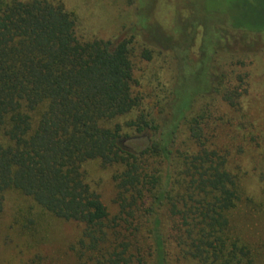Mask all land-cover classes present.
<instances>
[{
    "label": "trees",
    "instance_id": "1",
    "mask_svg": "<svg viewBox=\"0 0 264 264\" xmlns=\"http://www.w3.org/2000/svg\"><path fill=\"white\" fill-rule=\"evenodd\" d=\"M234 1L246 23L184 18L177 35L155 3L151 16L140 4L135 25L83 40L62 0H0V216L14 195L9 228L77 224L79 264H260L233 225L243 178L211 137L213 109L242 110L248 67L264 51V0ZM164 50L176 52L174 67ZM135 59L169 64V86L145 93ZM91 164L111 172L114 214L89 184Z\"/></svg>",
    "mask_w": 264,
    "mask_h": 264
},
{
    "label": "rangeland",
    "instance_id": "2",
    "mask_svg": "<svg viewBox=\"0 0 264 264\" xmlns=\"http://www.w3.org/2000/svg\"><path fill=\"white\" fill-rule=\"evenodd\" d=\"M62 1L68 9L75 11L78 17L76 34L83 40H108L116 37L130 24L137 23L136 16L142 11L141 5L145 7L147 4L150 7L144 8V12L147 11L148 16H151L154 3V14L159 13V17L169 23L170 30L176 34H182L176 20L184 18L187 25L202 23L209 24L212 28L218 22L216 17L219 16H226L231 23L240 25L248 20L245 14L246 6L234 0ZM133 3L135 4L132 5ZM163 53L174 67L176 63L173 58L176 52L164 50ZM135 63L138 66L136 76L145 93L156 86H169L173 75L168 69L169 64L159 60L144 63L138 59H135ZM248 72L251 73V84L248 97L242 101V110L235 112L224 108L221 113H216V108L213 109L216 124H211V137L216 140L222 153L229 154L231 167L243 178L246 196H243L234 213V229L253 246V253L258 262L264 264V51L253 59ZM148 81L151 82V88H148ZM216 116L221 119L216 120ZM135 145L139 144H131ZM87 173L90 186L100 197L107 211L114 214L115 192L110 181L111 172L98 167L97 164H91L87 167ZM15 198L11 195L8 204L12 205ZM247 199H251L252 203L247 202ZM10 205L0 218L11 214L13 207ZM11 220L12 218L9 220L6 215L3 220L0 219V264H37L34 262L35 255L43 257V264H79L71 251L80 236L81 228L77 224L43 219L39 222L37 230L28 229V225L26 231H21L22 225L9 228ZM43 228L45 229L42 230Z\"/></svg>",
    "mask_w": 264,
    "mask_h": 264
}]
</instances>
